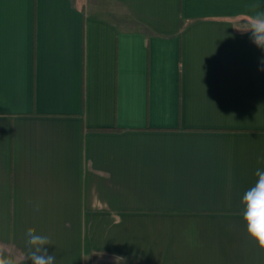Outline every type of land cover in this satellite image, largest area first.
I'll use <instances>...</instances> for the list:
<instances>
[{"label":"crops","instance_id":"1","mask_svg":"<svg viewBox=\"0 0 264 264\" xmlns=\"http://www.w3.org/2000/svg\"><path fill=\"white\" fill-rule=\"evenodd\" d=\"M257 12L0 0V246L32 227L56 264H264L241 204L264 168Z\"/></svg>","mask_w":264,"mask_h":264},{"label":"clouds","instance_id":"2","mask_svg":"<svg viewBox=\"0 0 264 264\" xmlns=\"http://www.w3.org/2000/svg\"><path fill=\"white\" fill-rule=\"evenodd\" d=\"M244 30L250 31L252 42L264 49V12L251 16ZM258 70L264 72V59L260 61ZM259 159L264 161V156ZM254 176V184L243 193L241 199L242 216L247 236L254 241L259 251L264 252V168H257ZM51 244L49 236L29 227L25 232V252L18 256L0 246V264H56V255L49 252Z\"/></svg>","mask_w":264,"mask_h":264}]
</instances>
